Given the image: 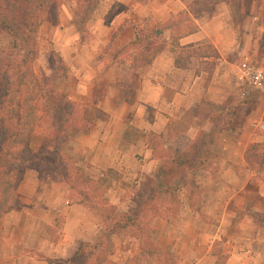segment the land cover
I'll list each match as a JSON object with an SVG mask.
<instances>
[{"label":"crops","instance_id":"crops-1","mask_svg":"<svg viewBox=\"0 0 264 264\" xmlns=\"http://www.w3.org/2000/svg\"><path fill=\"white\" fill-rule=\"evenodd\" d=\"M106 1L105 12L95 13L88 27L89 42L82 41L74 26L65 25L60 17L58 27L51 25L54 49L68 70L65 92L81 109L80 121L86 125L62 132L59 154L75 168L77 180L83 181L84 176L90 185L74 189L66 178L61 186L37 169L24 171L18 205L0 224V264L69 262L80 244L106 240L113 246L107 264H218L212 246H197L216 240L224 245L221 264H260L264 260L263 251L257 249L264 244V231L260 234L264 230V164L249 165L245 152L250 144L264 145V135L250 132L252 112L246 123L222 126L210 144L215 159L213 169L203 170L200 197L206 201L202 205L207 214L215 215L214 222L202 223L189 202L180 205L183 213L176 219H164L159 210L146 221L150 240L160 249L153 253L140 250L143 237L119 236L103 226L100 195L123 215L138 201L149 207L155 204L151 194L161 191L157 178L161 179L159 171L168 161L161 152L167 146L156 147L167 139L170 123L184 116L199 121L197 112L210 104L222 105L228 98L226 76L216 85L218 67L208 80L202 70L177 68L176 51L211 43L219 60L225 61L237 45L228 0ZM184 13L196 30L178 37L182 26L174 20ZM235 86L239 90L237 82ZM238 90L236 114L242 107ZM212 126L208 119L201 129L208 132ZM150 134L162 136L154 142V151ZM97 182L103 184L98 197H86ZM57 217L60 230L52 242L43 229L54 227Z\"/></svg>","mask_w":264,"mask_h":264},{"label":"rangeland","instance_id":"rangeland-1","mask_svg":"<svg viewBox=\"0 0 264 264\" xmlns=\"http://www.w3.org/2000/svg\"><path fill=\"white\" fill-rule=\"evenodd\" d=\"M228 2L230 4L232 26L237 42L236 49L226 55L225 61H220L219 54L217 53L218 57L213 59H201L199 57L186 59L188 63L185 66L193 67L196 70L205 68L206 72L210 71L208 80H210L214 69L218 67L219 74L215 77L217 82L216 85L226 76L225 86L228 92L227 100L222 105L210 104L205 109H201L200 112H197L201 115L199 121H193L190 116L186 118L184 116L180 119H174L170 123L168 134L165 135L167 139L165 141L161 140L162 142H159L157 147L162 149L163 145L167 146V149L163 147L161 152L163 155L162 157H167L168 161L159 171L163 175L161 179H157L159 182V186L157 187H160L161 191L159 194H153L152 197L155 204L149 207L147 203L143 204L138 201L135 207L132 208V211L129 214H125L126 216H130L131 222L124 223L126 225L122 223L120 225L123 226L122 230H118L115 226L111 229V232L119 236L133 235L134 237H143L142 239H145V241L139 245L141 251L153 253L156 249L160 250L155 247L154 239L153 242L150 240L152 238L151 230L146 225V221L151 220L150 217H154V213H158L159 210H163L160 213L161 217L172 220L182 216L183 209L180 207L182 203L186 204L191 202V207L194 208L195 216L202 223L209 224L215 221V215L207 214L203 209L204 206L202 204L206 201H203L200 196L202 191L203 170L213 169L215 159L211 157L210 144L212 143L214 135L220 131L222 126H229L232 122L236 121L237 124L242 122L246 123L247 114L252 112V122L249 125L250 132L257 136L264 135V130L260 131L256 127L257 124H264V93L248 94L245 92L239 80L237 69L239 63L246 59L259 63L264 61V0H228ZM107 3L108 1L106 0L98 1L92 15L84 24L83 34H80L82 41H90L91 32L88 27L92 25L91 21L95 20V13L100 14L101 11L105 12ZM76 4V0H60L58 14L65 25H70V21L77 9ZM194 12L196 13L197 10H194ZM186 21L192 22L189 16L187 18L177 17L174 20V24L189 26L190 23ZM151 31L149 27L147 32L151 34ZM51 32V24L42 21L37 35L38 56L33 64V71L38 79L41 77L48 78L57 86L59 91L65 92L64 86L65 81H67L66 77H68V70L62 61V57L57 50L54 49L53 35H51ZM5 44L6 39L2 33L0 34V47ZM144 55L145 53H143V56ZM236 82L239 84V90L236 89ZM236 90H238L237 92L240 94L238 100L240 105H242L241 113L239 110V114H236L235 111L237 107L236 102H238L234 99V96L238 97V95H235ZM237 109L238 107L236 110ZM208 119L213 122V126L208 132L202 131L201 128L206 125ZM170 130L173 132L169 134ZM42 135L43 133L41 132L32 135L30 138L28 145L33 152L31 156L32 166L24 167L22 173L28 169H37L48 176L50 175L52 180L58 184L62 183V178H66L65 181H67L68 187L78 189L81 186H89L90 184L85 181L84 176L82 177L83 181L80 182L77 180L75 168L65 163V159L59 154V150L57 152L52 145L48 146L44 143ZM192 137L194 138L193 140ZM252 146L253 147H250L248 152L251 154L254 166L257 168L260 160L264 158V145L255 143ZM262 162H264V160ZM193 173L194 175L192 176ZM146 184L150 185L149 183H144V185ZM152 185L155 186L156 183L153 182ZM92 186L94 190L90 195H86V197L90 199L92 197H98V191L102 189L101 186ZM98 199L99 207L102 210V218L123 215L122 213L116 212V210L110 209L108 206H104L107 205V200L104 199V195H100ZM17 205L18 201L16 206ZM162 207L163 209H160ZM165 208L168 210L165 211ZM167 211H170V214ZM108 223L111 224L109 221ZM142 224L146 225L147 229L144 228ZM103 226H106V222H103ZM59 230L60 222L57 217L54 230L55 233L54 231L50 232L47 227H44L43 234L58 238ZM263 231L264 230L261 229L260 234H262ZM197 246H199V248L203 246L205 249H207L208 246H212L211 252L216 256V262L221 264L222 261H224V245H222L221 241L216 240L212 244H197ZM257 249L264 253V244H259ZM166 263L171 264L167 261ZM260 264H264V260L260 261Z\"/></svg>","mask_w":264,"mask_h":264},{"label":"trees","instance_id":"trees-1","mask_svg":"<svg viewBox=\"0 0 264 264\" xmlns=\"http://www.w3.org/2000/svg\"><path fill=\"white\" fill-rule=\"evenodd\" d=\"M98 1L76 0L77 9L70 23L79 34H83L84 24L92 15ZM59 6L60 0H0V34L3 33L6 39V44L0 47V224L5 214L17 204V189L23 177V168L32 166L33 152L28 145L32 135L42 132L44 143L52 145L58 152L62 143V132L72 126L86 128L80 121L81 109L68 99L66 92L59 91L48 78L38 79L33 71V64L38 56L37 35L40 23L46 21L53 27H58ZM179 17L187 18L188 15L184 13ZM189 23V26L179 28L178 37L196 30L193 22ZM177 36L172 39L173 45L177 44ZM193 57L213 59L218 54L211 43L179 48L174 64L177 68H183L188 63L186 59ZM198 70L206 72L205 68ZM206 73L210 74V71ZM149 136L154 151V142L157 143L162 136ZM252 145L245 152V160L254 166L248 152ZM263 160L264 158L257 166L261 167ZM94 185L103 184L97 182ZM107 206L115 210V207ZM104 219L108 232H111L113 226L122 230V223L126 225L124 223L131 222L128 215L111 218L107 216ZM47 228L50 232L55 230V226ZM44 236L52 242L57 240L52 235ZM112 251L113 246L109 240L95 245L83 243L69 262L56 263L107 264V256Z\"/></svg>","mask_w":264,"mask_h":264},{"label":"built area","instance_id":"built-area-1","mask_svg":"<svg viewBox=\"0 0 264 264\" xmlns=\"http://www.w3.org/2000/svg\"><path fill=\"white\" fill-rule=\"evenodd\" d=\"M239 80L248 94L264 93V61L259 63L253 60H243L238 67ZM256 127L264 130V124Z\"/></svg>","mask_w":264,"mask_h":264}]
</instances>
